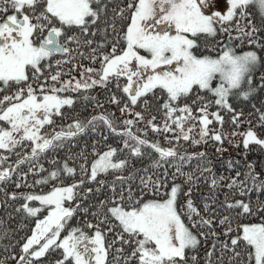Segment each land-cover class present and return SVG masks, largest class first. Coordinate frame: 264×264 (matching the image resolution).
Wrapping results in <instances>:
<instances>
[{"label":"snow or ice","instance_id":"1","mask_svg":"<svg viewBox=\"0 0 264 264\" xmlns=\"http://www.w3.org/2000/svg\"><path fill=\"white\" fill-rule=\"evenodd\" d=\"M113 4L115 0H0V208L22 201L14 211L34 223L20 243L10 239L15 229L0 219V241L9 239L4 248L9 255L0 264H45L46 257L48 264H264V167L257 171L247 160L251 146L264 150V138L256 131L264 129V101L261 107L252 104L254 112L248 114L255 116V125L230 102L251 101L264 92V0H128L126 6L110 9ZM118 20L128 23L118 28ZM98 34L102 39L96 42ZM78 56L99 67L73 63ZM65 64L72 65L67 73ZM76 70L79 79L71 76ZM62 75L70 78L62 80ZM113 83L122 96L111 93L108 103L124 117L119 125L114 113L99 112L45 131L55 124L54 117H64L62 109L76 103L65 93L82 94L84 101L103 108L84 93ZM213 106L216 111H210ZM152 108L161 114L159 122ZM221 112L231 113L236 130L230 134L223 131ZM214 123L219 127L211 128ZM243 124L248 127L238 131ZM101 126L119 147L98 152L94 144L91 162L81 152V179L63 184V176L77 175V168L64 161L34 185L26 183L29 173L47 171L40 163L46 153ZM149 130L169 146L148 139ZM236 136L241 139L233 143ZM225 140L244 150L243 164L225 161L234 176L217 175L205 151L178 148L181 141L197 146L212 142L217 152H224ZM18 148L29 151L21 155ZM3 153L18 158L9 164L10 155ZM152 153L157 158L148 167L134 168V160ZM193 161L194 169L184 171ZM26 163L28 172H20ZM50 181L59 184L46 193L5 191L10 182L20 189ZM85 183L96 187L81 196ZM202 184L208 192L197 203L193 194ZM104 189L109 195L90 213L95 222L85 219L72 226L78 213L89 215L92 206L82 207V200ZM8 219H14L12 213ZM109 233L113 239L106 242ZM16 245L18 253L12 251ZM57 252L59 258L53 259Z\"/></svg>","mask_w":264,"mask_h":264},{"label":"trees","instance_id":"2","mask_svg":"<svg viewBox=\"0 0 264 264\" xmlns=\"http://www.w3.org/2000/svg\"><path fill=\"white\" fill-rule=\"evenodd\" d=\"M128 0H115V4L110 5V9L111 7H116V5H120V6H126ZM118 10V9H117ZM109 16L112 15V12L109 11L108 13ZM125 15H129V13H126ZM128 23L127 20L125 21H117V27L120 28L121 26H126V24ZM111 35H109L108 39H111ZM102 39L101 35H97L95 37L96 42H99ZM93 47H96V44H93ZM110 49V45L104 49H102V51H108ZM82 51H84L85 53H87L89 51V49L84 48L82 49ZM73 63H83L85 66H92V67H99V63L97 62L96 64H91V62L89 60H82L79 56L77 57V60L74 61ZM72 65L71 64H65L62 66V71L67 73L69 71V69H71ZM57 69L54 68L52 71L55 72ZM71 76H75L77 79H79V70L76 71H72L71 72ZM70 77L68 75H62L61 79L62 80H66L69 79ZM125 81L123 78H121L120 83L123 84ZM110 89V91H109ZM111 93H114L115 95H117L118 97L122 96V93L115 87V84H110L108 89L105 88H101V87H96L94 89H91L88 93H84L90 96H94L96 98L97 101H99L100 103H102L104 105L103 108H98V107H94L95 106V101H84L82 99V94H78V93H65V95H70L73 96L76 100V103L71 107H65L64 109H62L63 113L65 114L63 118L61 117H54L55 120V124L53 126H46L45 131H51L53 127H55V129L58 131L60 129V127L65 126L69 123H71L73 120L79 119V120H86L88 118H90L92 115L97 114L99 112H106V113H114V117L113 119L116 120L117 125H119V121L120 119H123L124 117L121 116V113L119 111V109L117 108V106L112 105L110 103H108L109 100V96ZM206 96L207 99H213V97H211L208 94H203ZM261 101H264V92H260L257 94L256 98L252 99L251 101H243L240 99H233L230 102L233 103V107L236 108L238 111H240L241 109L244 112V117H242V119L248 118V119H252L253 121V125H255L256 123V118L255 116H251L249 117V113L254 112V109L252 108V104H255L256 107H261ZM189 103L191 102L190 100L188 101ZM155 102H153L154 104ZM137 110H141V107L138 105L137 106ZM216 107L213 106L210 111H216ZM152 113L154 115L157 116V122H159L161 120V114L155 111V108L151 109ZM226 125L223 126V131L227 134L232 133L235 130V126L232 125L231 123V113H228V116L226 118ZM140 127H144V125H141ZM248 127L247 124H243L241 126V130L244 131L246 128ZM256 131L258 133V135H261V138L264 134V129L261 128H256ZM108 135V139L104 140V136ZM147 138L150 140H159V142L161 143L162 146L164 147H168V143L167 141L164 139V137L162 135H157L156 133H153L152 131H148L147 132ZM241 139V137L238 138L237 142H239ZM236 142V143H237ZM95 144V149L98 152H102L107 150V147L109 145L113 146V147H119L118 144V139L114 138L113 136L108 134V131L106 128L104 127H98L96 131L92 132V131H88L85 134L78 136L76 138H74L73 141H71L70 143H66V146L60 149H56L54 151H50L48 153L45 154L44 157H42L40 159V163L43 164L44 168L47 170L45 172H41L38 175H33L31 173L28 174L26 183L28 184H35V181L40 179L43 176H47L48 172H51L52 170H54L57 167H60L62 165V163L64 161H68L69 166L72 167H76L77 168V175L75 177H66L63 176V184L64 185H69L71 183H73L74 180H79L81 179L80 173H79V165L82 162L79 159V154L81 152H84L87 156H88V160L89 162H91L95 157L92 155V151H93V145ZM181 144H186V152L187 153H195L196 152V147L188 142H183L181 141L180 145L178 146L179 150H183L181 147ZM210 147L205 149V152L208 154V158L212 160V167L213 170L217 173V175L223 173L225 175H235V172H231L229 173L227 171V165L225 163V161H227L228 159H233V160H237L239 159L241 161V164L244 163V159H243V152L244 150H242L243 148H234L232 145H230V143L228 142V140H225L223 147L227 149V151L221 152V153H217L216 151V144H213L212 142H210L209 144ZM214 145V146H213ZM253 151H250L247 155V160L250 162H254L256 164V170L260 171L261 167H264V150H260L258 146H251ZM18 152L21 153V155L26 154L29 149L28 148H18L17 149ZM216 151V152H215ZM4 155H10V159L8 161L9 164H13L16 160H17V156L13 153V154H8V153H3ZM72 157H77L75 160L71 159ZM156 154L152 153L151 157L145 156L143 159H139V160H134L133 161V165L134 168H143V167H148L152 161L154 159H156ZM56 160L57 163L53 164L52 161ZM31 165L30 164H24L21 166L20 168V172H24L26 171V169H29ZM195 167V161L192 162V164H189L185 167L184 171L189 172L192 171ZM243 170V169H241ZM149 171H152L151 168H149ZM169 175H171V170L169 172ZM107 179L111 180L112 176L109 175L107 177ZM182 177L177 179V183H180L182 181ZM14 181L17 182H21L24 183L23 181L19 180V176H14L13 177ZM53 184H59V181H50L49 184L47 185H36L34 187H21L20 189H16L14 186V183L10 182L8 187H7V192H11V191H18V192H36V193H46L48 192ZM0 187H2V185H0ZM96 185L94 183H85V185L79 189L81 196L84 195L85 190L87 188H95ZM208 192V187L207 185L202 184L200 187L199 192H194L193 194V198L194 200L199 203L201 196L205 193ZM109 193L107 191V189H104L101 191L100 194H96L95 192H93L92 194H89L87 196V199L82 200V206L87 207L88 205L91 206H95L98 205L99 201L101 199L106 198V196H108ZM220 199H223V191H220L218 193ZM4 199V194L0 193V200ZM78 200L80 199V197L77 198ZM253 199L255 200V194H253ZM261 199H264V196H261ZM22 203V201H15L12 202L10 201L9 204L11 205L10 207H6V208H0V219L5 221V226L6 227H10L12 229H15V233L14 235L10 236V239L14 242L16 240H19L20 243H23V240L21 239V237H24L26 235L29 234L28 231V226L29 224H31L30 219L29 220H25L23 218V214L21 213H16L14 211L15 207H18L19 204ZM33 206H38V202H32ZM8 213H12L14 219L13 220H9L8 219ZM45 213H41V216L44 215ZM88 219V220H92L93 222H95L94 218L90 215L85 216L82 212L78 213L77 216H74L72 221H71V225L72 226H79L82 224L83 220ZM21 225H24V227H21ZM113 239V234L111 237V240ZM110 238L109 240L106 239V242H110L111 241ZM210 243V242H209ZM9 244V239H5L0 241V259H4L5 257H7L9 255L8 252L4 251V248L6 245ZM120 245H116L115 247H119ZM115 249H113L114 252ZM12 251L14 252H19V245H16L15 248L12 249ZM59 252L54 253L56 255H58ZM53 255V254H52ZM110 258H112L111 254L109 255V260ZM6 264H15V261H7Z\"/></svg>","mask_w":264,"mask_h":264},{"label":"rangeland","instance_id":"3","mask_svg":"<svg viewBox=\"0 0 264 264\" xmlns=\"http://www.w3.org/2000/svg\"><path fill=\"white\" fill-rule=\"evenodd\" d=\"M243 50H245V49H243V48H241V49H238V51H243ZM221 115L222 116H224V120H225V122H226V118H227V116H228V113H225V112H221ZM226 125V123H224V125L223 126H225ZM242 126V125H241ZM210 127L211 128H218L219 126L216 124V123H214L213 125H210ZM236 130V129H235ZM238 131H240V132H243L242 130H241V127L238 129ZM259 136L261 137V135L259 134ZM238 138H239V136H236L235 138H234V140H233V143H236L237 142V140H238ZM262 138H264V134H263V136H262ZM213 144H215V143H213ZM230 145H232V144H230ZM197 149H196V152H199V151H205V149L206 148H208V147H210V145H205V144H201V145H199V146H197V145H194ZM214 146V145H213ZM181 147H182V149L183 150H180L181 152H186V144H181ZM243 150V149H242ZM216 152V151H215ZM217 153H221V152H217ZM28 170L29 169H26V171H24V172H28ZM28 177V176H27ZM24 182V181H23ZM7 190V188H5V191ZM51 190V189H50ZM49 190V191H50ZM75 203H76V201H73L72 202V204H73V206H75ZM67 206V205H66ZM90 205H88L87 207H89ZM96 206V205H95ZM95 206L93 205L92 207H89V213H91L92 211H95ZM82 207H84V206H82ZM46 214V213H45ZM34 226V223L33 222H31V224H29V226L27 227L28 228V231H29V234L28 235H30L31 234V228ZM101 227H103V226H101ZM63 235V234H62ZM111 237H112V234L111 233H109L108 234V237L106 238V239H108L109 240V238H110V240H111ZM53 256V259H55V258H59V253H58V255H56V254H53L52 255ZM110 261H111V258H110ZM45 264H48V258L46 257L45 258Z\"/></svg>","mask_w":264,"mask_h":264},{"label":"flooded vegetation","instance_id":"4","mask_svg":"<svg viewBox=\"0 0 264 264\" xmlns=\"http://www.w3.org/2000/svg\"><path fill=\"white\" fill-rule=\"evenodd\" d=\"M125 1H126V0H125ZM129 15H130V14H129ZM54 68H55V67H53V69H54ZM53 69H52V70H53ZM46 74H47V72H46ZM0 95H3V94H2V93H0Z\"/></svg>","mask_w":264,"mask_h":264}]
</instances>
